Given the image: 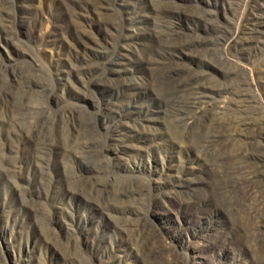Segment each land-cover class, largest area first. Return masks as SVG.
<instances>
[{
  "label": "rangeland",
  "instance_id": "1",
  "mask_svg": "<svg viewBox=\"0 0 264 264\" xmlns=\"http://www.w3.org/2000/svg\"><path fill=\"white\" fill-rule=\"evenodd\" d=\"M0 264H264V0H0Z\"/></svg>",
  "mask_w": 264,
  "mask_h": 264
},
{
  "label": "bare ground",
  "instance_id": "2",
  "mask_svg": "<svg viewBox=\"0 0 264 264\" xmlns=\"http://www.w3.org/2000/svg\"><path fill=\"white\" fill-rule=\"evenodd\" d=\"M261 217V216H260Z\"/></svg>",
  "mask_w": 264,
  "mask_h": 264
}]
</instances>
